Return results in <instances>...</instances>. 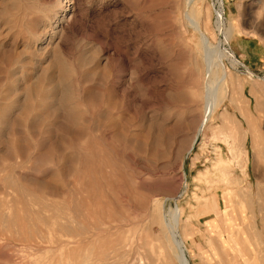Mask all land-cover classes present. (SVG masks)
<instances>
[{"label": "rangeland", "instance_id": "1", "mask_svg": "<svg viewBox=\"0 0 264 264\" xmlns=\"http://www.w3.org/2000/svg\"><path fill=\"white\" fill-rule=\"evenodd\" d=\"M71 1L72 11L66 12L70 19L61 21L59 16V26L51 30H59L57 35L49 44L44 40L36 47L27 43L26 27L42 17L47 0H0V264H126L113 249L131 236L127 264H162L167 251V246L159 247L157 239L162 213L177 206L182 209L181 224L200 231L188 235L185 244L190 264H201L197 252L210 247L205 226L215 216V209L232 212L234 205L240 206L242 192V213L249 215L246 207L253 201L258 211L262 200L255 192L264 184V158L253 133H248L246 174L233 186L230 201H224L215 175L208 182L194 177L211 167L218 154L227 159L228 149L222 135H213L212 129L196 133L203 110L201 98L184 114L182 100L192 91L194 76L206 67L204 52L219 48L227 55L221 57L213 51L219 62L211 69L216 81L223 72L229 74V92L233 89L236 105L222 103L212 127L220 125L218 115L223 107L246 126L240 116L243 108L252 115L253 129L259 126L264 132L259 125L264 117V2ZM192 10L197 25L188 19ZM230 24L232 35L226 39ZM82 128L90 131L91 152L100 151L101 160L95 153L91 160L81 157L87 152L85 139L80 137ZM113 131L137 140L127 143L121 134L113 138ZM83 159L86 163L93 159L96 168L102 159L113 160L109 164L116 163V174L132 175L133 185L144 180L150 190V200L146 197L149 212L143 213L148 210L138 204L141 192L147 190H132L129 206L124 192H113L123 197L118 202L117 195L114 198L109 192L105 205L112 217L129 216L140 230L132 224L99 239L76 243L83 234L82 176L90 173L86 167H92ZM53 217L61 224L66 221L69 230L64 232L53 224ZM259 224L264 237V217ZM31 234L36 235V243L27 241ZM144 239L155 247L153 262L144 254ZM62 240L70 244L64 247ZM100 251L103 258L96 261Z\"/></svg>", "mask_w": 264, "mask_h": 264}, {"label": "bare ground", "instance_id": "2", "mask_svg": "<svg viewBox=\"0 0 264 264\" xmlns=\"http://www.w3.org/2000/svg\"><path fill=\"white\" fill-rule=\"evenodd\" d=\"M263 2H264V0H263ZM69 3H72V1L71 0H56L55 3H52L51 0H47L46 10L44 13H41L42 17L39 19H36V21H34V22H31L26 27L27 30H26L25 36L27 37V39H26L27 43L29 41V43L32 44L31 46L38 47L39 45H42L44 40H47L48 44H49V42H51V37L56 36L57 33L59 32V30L58 31L55 30L54 32L51 31L52 28L54 29L55 27L59 26L58 17L59 16L61 17V21L64 18L69 17V19H70V17H71V15L68 17L66 16V12L72 11V7H69ZM42 4H43V6L45 5V3H42ZM262 8L264 9V3H263ZM35 17H36V14H35ZM188 19L190 20V22L193 25L198 24L194 10L190 11V13L188 14ZM51 21L53 22L52 26H51ZM37 26H40L41 29L39 30ZM32 27H34V30L31 29ZM232 30H233V26H232V24H230L229 28L227 30L226 39L232 35ZM204 47H207V46L205 45ZM213 51L218 52V55L221 57H222V55L226 54V52L224 50H219V48L217 50H213L211 48V49H208L204 52L203 59H204V63H205L206 67L201 74L194 76V78L195 77L196 78H195V80L193 78L194 84H192L193 87H191L192 91L189 93V95H187L182 100L183 104L181 106L184 108V110L182 111V114H184L187 111L189 112L193 108V106L198 103L199 98H201V100H202V106L201 107L203 108V110H202V115H201V118L199 121L200 124L196 129V133L203 128L202 131L203 130L205 131L207 129H212L213 135H216V134L222 135L223 141H224V143L228 149L230 156H228V158L226 159V158L222 157L220 154H218L215 161L211 163V167L207 168L204 172H200L194 178L198 182H201V181L208 182V181H210L211 174L215 175L214 179H215L216 188L219 187L223 191L222 198L224 199V201H230V194L232 192L231 190L234 189L233 186L239 185L240 180L242 179V176H244L246 174V171H247L246 165L248 162V158H247L248 153H247L246 144H245L246 139H247V134L253 133L255 141H257L258 145H259V152L261 153L260 155L263 156V158H264V132L261 131L259 126H258V129L256 131L253 129V127H252V115L243 108H242V111H240V116L245 121L246 126L241 125L240 118L236 119V118L232 117L230 112L227 110L228 109L227 107H223L222 112H220L218 115L220 122H221L220 125L217 127V129H214L212 127L214 119L218 114V107H220L222 105V103H225L226 101H228V103L231 104L232 106L235 104L234 96H233V94H231V93H233V91H232L233 89L231 90V88H230V92H229V87H228V83H227L231 80V77L228 76L229 74L227 75L226 72H223L222 79L220 81L215 80L213 69H211V66H212V64H214L216 66L217 63L219 62V59L215 57V54L217 55V53L215 52V54H213ZM238 87L241 88L242 84H238ZM234 94H235V92H234ZM179 102H180V100H179ZM238 109L240 110V108H238ZM260 124H262V126H264V117L259 121V125ZM134 129L135 128H133V130ZM87 130H88L87 128H84V130L82 128L80 131L81 132L80 137L84 138L85 139L84 143H86L85 144L86 146H83V147H84V149L87 148L86 149L87 152L83 149L86 152V154H85V152L84 153L82 152L83 155H81V154L80 155H81V157L84 156L85 159L87 158L86 160H88V159L91 160L93 154L98 150L95 147H93V148H95L96 151L91 152V151H93V150H91L92 149L91 145H92V142H94V141L92 140L91 134L89 133L90 131L88 132ZM120 134H121V136H123L124 132L120 131L118 133L116 131H113L112 137L113 138L114 137L115 138L120 137L119 136ZM129 136L128 137L126 135L123 136V137H125L124 140L128 139V140H126V141H128L127 143H130L131 141H133L135 139V137H133L134 139L132 140V136H130L131 138ZM123 137H122V139H123ZM94 138H96V137H94ZM90 139H91V141H89ZM136 140H137V138L135 139V141ZM88 144H89V146H87ZM99 153H100V151L95 153V154H96V156H98V160H101V156H99ZM99 157H100V159H99ZM85 159H83L84 162H85ZM93 159H94V156H93ZM93 159L91 162L90 161H88V163L85 162L86 163L85 165L87 166V164H88V165H91L93 167V165L95 164V163L93 164ZM112 161H110V162L112 163ZM97 163H98V164H96L97 168H96V166L93 167V169L90 166H88L90 168L86 167L90 171V173L88 171L85 173V175H87V173H88V175L85 179H84V176H85L84 173L82 176L83 178L81 177L82 178V182H81L82 183V190H81V192L83 193V199H81V200H82V209L83 210L80 213H82L81 217H82L83 234H82V237L76 241V243H79V244H83V243H87L91 240L99 239L101 236H103L105 234H108V233L110 234V232H112L113 230H119L123 227L127 228V226L129 227L132 224L135 225V223H137V221L134 222L127 215H126L127 217H123L120 214L122 216V218H121L119 216L115 217L116 215H114L112 217L111 216L112 213L111 212H109L111 214L108 213L109 208L105 209V205H107V202H108L107 198H108L109 192L110 193L116 192L117 194L120 192H122V193L124 192L126 195V200L124 199L125 203H126V205L129 206L130 200H132L131 198L129 200V195H130L132 190H135V192H136V190H138L139 192H141L142 190H144V192H146V190H147V193L141 192L142 197L144 199L141 198V200H140V202H138V204L140 205V207L146 208L145 210H148V211L144 212V209H143L142 210L143 213L149 212V209H147L148 203L146 202L147 201L146 197H148V199H149V197H150L149 191L150 190L146 186L143 185L144 180H140V181L134 183L136 185H133V183L131 181L132 177H133L132 175H131V177L129 176L131 178L130 179L127 177L128 174L122 175V174H120V172L117 173L119 175L116 174V171H118V170L115 171V169H116L115 168V166H116L115 162H113L115 165L109 164L107 159H102V161H99ZM263 169H264V164H263ZM125 171H126V169H125ZM237 173H238V175H237ZM92 174H93V176H92ZM137 177L139 178L141 176L138 175ZM238 190H240V189H238ZM252 190H253V187H252ZM256 190H257V192H255V193L258 196L257 198H259V200H262V202L261 201L259 203L257 202L259 205V207L257 208L258 211H256L253 208V206H255L254 205L255 202L253 201V203L251 202V204L248 203L250 205L248 207H246V210L249 213V215H245L244 213H242V203H243L242 202V196L245 197V195H244V193L242 194V192H239V191H238L239 195H240V199H239L240 201L238 202L240 205L239 207L238 206L235 207V205H234L233 209L231 210L232 212H230V213L228 212L227 209H224V210H222L220 208L215 209V211H214L216 213L215 216L213 218H211L205 226L206 232H207L209 239H210V247L207 248V250L197 252L199 260L201 261V264H242V253H245V255L243 256L244 257L243 258V264H256L257 259H260L261 262H264V240H263L264 237H263L261 230H260V227H259V225H260L259 220H260V218L264 217V214L262 213V211H264V184H263L262 188L257 187ZM218 191H219V189L215 190V192H218ZM244 191L246 192V190H244ZM248 191H247V195H248ZM63 192H64V190H63ZM259 193H262L260 195V197H259ZM117 194L113 193V196L114 195L116 196ZM133 195H134V192H133ZM115 196H114V198H115ZM130 196H132V194ZM249 196H251V195H249ZM139 197H141V196H139ZM119 198H123V197H118V195H117L115 198L116 199L115 201L118 202ZM260 198H262V199H260ZM110 199H112V198H110ZM134 199H135V197H134ZM137 199H139V198H137ZM197 199H199V198H197ZM133 201H135V200H133ZM151 201H152V199H151ZM154 202H156V201H154ZM154 202H153V204H154ZM134 203H132V204H134ZM112 204H113V200H112ZM119 205H118V207H119ZM149 205H150V203H149ZM226 206L228 207V205H226ZM121 207L123 208L122 205H121ZM131 207L132 206L130 205V208ZM133 207H136V206H133ZM137 207H139V206H137ZM151 207H152V205H151ZM153 207H154V205H153ZM148 208H149V206H148ZM158 208H160V205L158 206ZM63 210H64V208H63ZM115 210L117 213H119L117 211V208H115ZM118 210H120V209L118 208ZM139 210H141V209H139ZM151 210H152V208H151ZM153 210H154V208H153ZM121 211L123 212L124 209L123 210L121 209ZM157 211H159V210H157ZM257 212H259V215L257 214ZM114 213L115 212H113V214ZM143 213H142V215H144ZM151 213H152V211H151ZM129 214H130V212H129ZM181 215H182V209L178 206L177 207H171V208L169 207V209L166 212L162 213L161 231H160L159 235L157 236V239L159 240V242H161L159 247L167 246V251L163 255L162 264H190L189 259L186 257V253H188V248L185 244V240H186L188 235L197 234V233H200V231L198 232V230H196V229H193V228L190 229L187 226L182 225L181 224ZM79 216H80V214H79ZM138 216H139V219L142 217L139 214H138ZM148 216H146V217H148ZM53 220H54V217L52 219V223L57 225L60 229L62 227L64 229V232H65V230L66 231L69 230L70 226L67 225L66 221H65V223L61 224L60 220L57 221L58 223L56 221H53ZM64 220H66V219H64ZM141 220L142 219H140L138 221H141ZM32 222H33V220H32ZM44 222H45V220H44ZM148 222H150V221H148ZM157 222H159V221H157ZM78 223H76V224L78 225ZM144 224H146V223L144 222ZM151 224H152V222H151ZM139 225H141V224H139ZM136 226L137 225H135L134 228ZM36 227H37V225H36ZM131 227H133V226H131ZM140 227L141 226H139V228ZM134 228H133V232L135 231ZM149 229H148V231H149ZM137 230H140V229L137 228ZM72 231H73V229H72ZM130 231H132V230L130 229ZM177 232L180 233L179 237H177ZM68 234H70V232H68ZM131 235H134V234L131 233ZM147 235H148V233H147ZM41 237H43V236H41ZM131 237H129V238H131ZM35 238H36V235L31 234L30 238H28L27 241H30V242L35 241V243H36L37 241ZM129 238H125L124 240L122 239L123 241L119 242V244L113 249L114 254L119 259H122L124 261V263H126V264L128 263L127 257L129 255L127 250H126V246L130 241ZM72 240H74V239H72ZM133 242H134L133 244L136 243V241H133ZM152 242H154V241H152ZM72 243L73 242H71V244ZM137 243H136V245H137ZM60 244L63 245L64 247H66V245L67 244L69 245L70 242L62 240L60 242ZM142 247L145 251L144 254L147 257H150V260L152 261L154 258V252H155V247L153 246V244H151L149 240L144 239L142 242ZM58 248H59V246H58ZM242 248H244L245 251L242 250ZM135 249H136V246H135ZM204 254H205V256H204ZM102 255H103V252L100 251L95 256V260L97 261L99 259H102L103 258ZM141 256H142V254H141ZM106 257H107V254H106ZM114 263H116V262H114Z\"/></svg>", "mask_w": 264, "mask_h": 264}]
</instances>
